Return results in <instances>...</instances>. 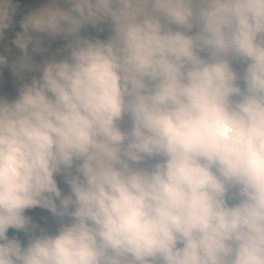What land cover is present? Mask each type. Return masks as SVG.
<instances>
[{"label":"clouds","instance_id":"clouds-1","mask_svg":"<svg viewBox=\"0 0 264 264\" xmlns=\"http://www.w3.org/2000/svg\"><path fill=\"white\" fill-rule=\"evenodd\" d=\"M0 264H264V0H0Z\"/></svg>","mask_w":264,"mask_h":264},{"label":"trees","instance_id":"trees-1","mask_svg":"<svg viewBox=\"0 0 264 264\" xmlns=\"http://www.w3.org/2000/svg\"><path fill=\"white\" fill-rule=\"evenodd\" d=\"M23 3L28 4L29 6H35L36 4L39 3V0H23ZM19 19V17H17ZM18 25H17V30H18Z\"/></svg>","mask_w":264,"mask_h":264}]
</instances>
